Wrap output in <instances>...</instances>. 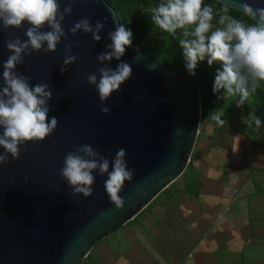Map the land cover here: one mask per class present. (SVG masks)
I'll return each mask as SVG.
<instances>
[{
    "label": "water",
    "instance_id": "1",
    "mask_svg": "<svg viewBox=\"0 0 264 264\" xmlns=\"http://www.w3.org/2000/svg\"><path fill=\"white\" fill-rule=\"evenodd\" d=\"M215 1L242 12L240 0ZM58 2L63 10L69 0ZM248 2L264 6V0ZM71 6L73 12L63 23L68 39H62L57 52H33L17 66L31 85L50 84L53 100L48 119L56 117L59 124L45 141L21 145L19 160L9 155L11 163L0 165V264H79L96 244L132 220L180 177L197 140L201 121L197 83L156 62L134 42L122 57L131 63L133 76L103 104L110 113L101 112L102 102L96 88L86 82V74L103 67L97 54L111 43L107 34L115 30L113 16L119 17L106 0H74ZM83 17L93 25L107 18L100 42L90 34L72 36L69 32ZM27 27L5 30L0 26V88L3 62L10 55L6 41L26 40ZM68 43L77 45L72 54L78 60L61 73ZM110 63L115 67L119 61ZM82 144L91 145L109 160L120 148L126 149L128 168L135 175L120 194L126 201L122 209L110 201L104 188L107 176L98 172L93 173V196L71 194L60 170L66 154Z\"/></svg>",
    "mask_w": 264,
    "mask_h": 264
},
{
    "label": "clouds",
    "instance_id": "2",
    "mask_svg": "<svg viewBox=\"0 0 264 264\" xmlns=\"http://www.w3.org/2000/svg\"><path fill=\"white\" fill-rule=\"evenodd\" d=\"M72 2L74 0H69L61 10L58 0H0V26L3 29H23L25 24L28 25L26 40L15 37L6 41L10 55L3 62V87L0 88V147L4 149L0 152V165L11 163L9 155L19 160L21 145L45 141L58 128L56 117L48 119L52 87L46 82L31 85L30 78L19 73L17 66L24 64L25 55L31 56L33 52H57L62 39H68L63 23L73 12ZM240 8L253 23L234 17L228 7L216 10L204 0H160L149 8L152 23L178 39L190 74L195 75L199 62L207 60L209 66L220 64L213 92L223 91L225 101L235 97L237 107L249 103L258 83L264 82V6H253L248 0H240ZM216 17L218 22L214 24ZM112 19L115 30L107 34L111 43L97 54L103 67L86 74V82L96 88L102 102L100 110L105 115L111 110L103 104L133 76L131 63L122 60L126 49L132 46L133 33L116 16ZM106 23L107 18L104 22L97 20L93 25L88 17H83L69 32L72 36L80 32L90 34L94 41L100 42ZM46 27L50 30L45 31ZM75 46L65 45L61 73L77 62L78 55L72 54ZM114 59L119 63L112 67L110 62ZM136 59L138 61L139 57ZM224 114L223 110H215L209 119L224 126L227 123L222 119ZM242 119L249 129L254 127L258 131L262 125L254 112ZM126 156V149L120 148L109 160L91 145L82 144L66 154L60 175L73 196L84 198L93 196L96 181L93 173L107 176L104 181L106 193L116 209H122L126 201L120 194L126 182L133 181L135 175V170L128 168ZM105 215L111 217V213Z\"/></svg>",
    "mask_w": 264,
    "mask_h": 264
},
{
    "label": "rangeland",
    "instance_id": "3",
    "mask_svg": "<svg viewBox=\"0 0 264 264\" xmlns=\"http://www.w3.org/2000/svg\"><path fill=\"white\" fill-rule=\"evenodd\" d=\"M106 1L115 8L120 22L124 23L133 33V40L140 45V48H151L155 53L154 56L156 55V59L154 60L164 64L174 72L192 78L197 83L201 101V121L192 154L180 177L164 189L159 196L152 200V202L132 220L96 244L79 264H154L157 260L152 259L151 256L158 255L160 252H167L170 254L175 252L173 255L176 256V261H173L174 264L253 263L251 259H244L243 252L247 251L246 244L238 246L229 245L230 248H233V251H235L236 257L233 255L234 252L232 254V252L229 251L230 253L226 254L225 251L223 255L222 253L224 251L222 252L219 250L215 252L214 258L217 260L214 258L210 259V261H201L197 259L198 257L196 255L201 256L202 252L214 250L213 243L209 241L207 237L205 239L206 242L204 241L205 236L196 239L193 242L194 246L192 245L191 247V253H196L195 257L197 258L186 261L184 260L185 257L183 253L185 249L182 250V246L180 249V244L178 243L177 245L173 244V242L178 241V239L175 240L173 236L167 234L166 228L159 226L153 229L152 226L156 224L154 221L158 219L156 216L162 209V201L164 199H174L175 195L182 193L184 190L190 192L188 188L189 179L196 173L198 177H204V172L209 170L214 171L215 174L220 169L218 165L220 163H232V167L236 171L242 172L243 169L247 172L249 171L245 164L247 161H250L248 156L251 146L264 145V82L258 83L256 92L250 97L249 103H245L243 107H237L235 97H229L225 101L222 98L223 91L218 94L213 92L214 79L217 70L220 69V64L214 63L212 66H209L207 60H205L198 63L195 75L190 74L185 67L186 61L183 50L178 43V39L159 29L152 23L149 8L158 4L160 0ZM204 3L212 5L216 10L228 7L230 13L234 17L245 20L247 23H253V21L245 17L242 12L229 6L218 5L208 0H204ZM217 22L218 17L214 19L213 23L217 24ZM215 110L224 111L225 114L222 119L227 122L226 125L219 126L215 121L209 119L210 113ZM253 112L262 121V125L258 131L254 130V127L253 129H249L242 119L248 117L249 114ZM217 152H219V154H217ZM240 183V186L244 187V189L248 187L250 191L246 193L248 195L241 194L239 198L236 197L241 200L240 207L243 208L238 216L234 214L232 217V213H230L231 215L228 213L232 205L219 212L215 211V209H210L209 205L206 212L212 225L216 222L225 221L227 217L230 221L239 223L241 227L238 229L242 235V232H246L245 234L248 233L249 224L259 229L260 224H256V222H262L264 220V214H252L250 209L245 208L246 204H243L244 199L246 198L249 200L253 197L254 192L260 194V191L257 187L250 186V184H252L251 180H240ZM247 207H250V205L248 204ZM203 210L206 209L204 208ZM243 224H246L247 228L242 227ZM250 230H253V228H250ZM188 254L186 253V256ZM263 257L264 255L261 259ZM165 262L167 263L168 261L160 260L159 263L165 264Z\"/></svg>",
    "mask_w": 264,
    "mask_h": 264
},
{
    "label": "crops",
    "instance_id": "4",
    "mask_svg": "<svg viewBox=\"0 0 264 264\" xmlns=\"http://www.w3.org/2000/svg\"><path fill=\"white\" fill-rule=\"evenodd\" d=\"M248 158H250V161H247L245 164L249 169L248 172L244 169L242 172L236 171L232 167V163H217L220 169L215 174L214 171L209 170L204 172V177H198L196 173L189 179L188 188L190 192L184 190L182 193L175 195L174 199H164L162 201V211L160 210L158 212L156 216L158 219L154 221L156 224L152 228L156 229L159 226L166 228L167 234L173 236L175 240L178 239L173 244L177 245L178 243L180 244V249L182 247V250L185 249L183 252L184 260H194L198 257L197 259L201 261H210V259L215 257V252L219 250L224 251L222 253L223 255L225 251L226 254L230 252L233 254L234 252L233 255L235 256V251L229 245L238 246L246 244L247 251L243 252L244 259H251L253 261V263L249 264H264V257L261 259L264 255V220L262 222H256V224H260L259 229L247 223L249 224L248 233L245 234L246 232H242L243 234L241 235L238 229L241 227L239 223L230 221L227 217L225 221L216 222L212 225L206 212L209 205L210 209H215L217 212L232 205L230 210L227 209L229 210L228 213H232V215L230 214L232 217L234 214L238 216L243 209L240 207L241 200L238 198L241 194L244 195L250 191L248 187L244 189V187L240 186V180H251L252 184L250 186L257 187L260 194L254 192L253 197L249 200L245 198L243 204H246L245 208L250 209L252 214H264V145H252ZM248 204L250 207H247ZM204 208L206 210H203ZM242 227L247 228V225L243 224ZM250 228H253V230H250ZM201 237H204L205 242L207 237L213 243L214 250L202 252L201 256L196 255L197 257H195L196 253H191V247L192 245L194 246L193 242ZM186 253H189V256H186ZM174 254L175 252H172V254L160 252L158 255H152L151 257L157 260V264H160V260H167L168 262H165V264H174L173 261H176V256H173Z\"/></svg>",
    "mask_w": 264,
    "mask_h": 264
},
{
    "label": "trees",
    "instance_id": "5",
    "mask_svg": "<svg viewBox=\"0 0 264 264\" xmlns=\"http://www.w3.org/2000/svg\"><path fill=\"white\" fill-rule=\"evenodd\" d=\"M208 1L214 2L215 4L222 5V6L224 5L223 3L215 1V0H208ZM133 42L139 47V49H141V51L148 53L153 59H156L155 58L156 55L154 56L155 53L153 52V50L151 48L142 49V48H140V45L137 42H135L134 40H133ZM156 62H158V61H156Z\"/></svg>",
    "mask_w": 264,
    "mask_h": 264
}]
</instances>
